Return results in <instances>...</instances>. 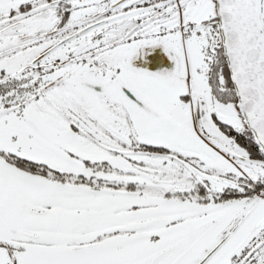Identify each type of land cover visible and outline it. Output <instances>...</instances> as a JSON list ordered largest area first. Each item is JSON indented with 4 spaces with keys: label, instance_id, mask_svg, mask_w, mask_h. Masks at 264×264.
Instances as JSON below:
<instances>
[{
    "label": "snow or ice",
    "instance_id": "1",
    "mask_svg": "<svg viewBox=\"0 0 264 264\" xmlns=\"http://www.w3.org/2000/svg\"><path fill=\"white\" fill-rule=\"evenodd\" d=\"M0 264H264V0H0Z\"/></svg>",
    "mask_w": 264,
    "mask_h": 264
}]
</instances>
